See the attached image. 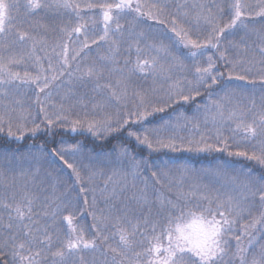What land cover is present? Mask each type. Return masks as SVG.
Wrapping results in <instances>:
<instances>
[{"label":"snow or ice","instance_id":"obj_1","mask_svg":"<svg viewBox=\"0 0 264 264\" xmlns=\"http://www.w3.org/2000/svg\"><path fill=\"white\" fill-rule=\"evenodd\" d=\"M0 264H264V0H0Z\"/></svg>","mask_w":264,"mask_h":264},{"label":"trees","instance_id":"obj_2","mask_svg":"<svg viewBox=\"0 0 264 264\" xmlns=\"http://www.w3.org/2000/svg\"><path fill=\"white\" fill-rule=\"evenodd\" d=\"M21 2H23V0H21ZM79 2L83 6L85 3H88V2L96 3V2H98V0H79ZM228 2L230 3L231 0H228ZM245 2H247V3H254L255 0H245ZM93 16H96V18L99 20L98 15L96 13H93V12H88L86 18L93 17ZM92 54H95V50L93 51ZM209 54H212V53L211 52L206 53L205 54V57L207 55H209ZM45 67H46V64H45ZM20 70L23 71V69H20ZM28 70L29 71H33V69L31 67H29ZM219 70L226 72V69H224L223 67H220ZM237 91H240V89H237ZM246 91H249L250 92L251 91V88H248ZM72 135L73 134H69V135L65 136V139H67L70 143L72 142ZM57 138H59V137H57ZM76 138L77 139H84V137H80V136H77ZM32 142L33 141L30 138L25 141V143H32ZM36 142L37 143L42 142V138L38 139ZM170 155L175 156V157H178L180 161L193 163L196 166H200L201 162H204V163L207 162L206 159L205 160H202L201 157H197L194 154L187 153V152H185V153H172ZM81 207H84L83 204H81ZM77 221H78V226H81V227H83L85 229H88L89 226L92 224L91 217L90 216H87L86 214L85 215H82V216L81 215H77Z\"/></svg>","mask_w":264,"mask_h":264},{"label":"rangeland","instance_id":"obj_3","mask_svg":"<svg viewBox=\"0 0 264 264\" xmlns=\"http://www.w3.org/2000/svg\"><path fill=\"white\" fill-rule=\"evenodd\" d=\"M73 46H75V45H73Z\"/></svg>","mask_w":264,"mask_h":264}]
</instances>
